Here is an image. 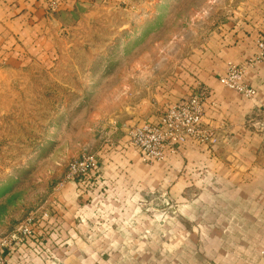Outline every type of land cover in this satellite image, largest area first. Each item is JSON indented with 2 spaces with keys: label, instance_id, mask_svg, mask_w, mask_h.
Wrapping results in <instances>:
<instances>
[{
  "label": "rangeland",
  "instance_id": "rangeland-1",
  "mask_svg": "<svg viewBox=\"0 0 264 264\" xmlns=\"http://www.w3.org/2000/svg\"><path fill=\"white\" fill-rule=\"evenodd\" d=\"M254 2L101 0L74 24L59 26L50 20V50L45 55L38 54L17 70L0 66V239L18 233L23 226L30 232L22 243H13L7 249L4 256L8 264H65L58 253L101 252L96 242L106 233L99 219L105 212L99 209L92 213L85 203L77 202L79 211L84 210L77 218L80 242L65 233L66 214L60 196L69 184L74 185L79 196L93 193L102 175L103 161L114 154L113 147L121 141L130 145L147 166L158 164L187 142L218 145L215 130L204 123L209 98L205 86L196 85L178 101L161 108L156 90L178 69H184L188 59L197 55L213 35L226 30L240 32V21H252L253 10H259L257 20L264 23V5H253ZM263 32L264 29L260 34ZM256 56L247 65L258 63ZM236 66L244 68L243 82L249 87L244 80L245 66ZM226 72L227 69L222 77ZM200 90L207 93L201 124L205 139L188 138L166 150L161 159L147 160L131 142V131L143 126L160 128L172 107ZM146 110L149 116L142 121L132 119L127 126L120 122ZM246 126L260 135L263 154L264 117L250 118ZM83 156H93L96 166L84 173H73V166ZM160 194L153 195L159 204L150 201L148 210L152 214L162 206L171 208L160 212L161 219L171 222L179 213L178 206L170 203L166 194ZM174 231L166 229L170 234ZM179 232L184 243L189 244L190 234ZM197 233L204 236L201 229ZM64 235L66 240L61 241ZM190 246L182 250L195 251L198 264L218 263L200 255L204 252L200 242ZM14 254L18 258H13ZM32 255L39 261L34 262Z\"/></svg>",
  "mask_w": 264,
  "mask_h": 264
},
{
  "label": "crops",
  "instance_id": "crops-1",
  "mask_svg": "<svg viewBox=\"0 0 264 264\" xmlns=\"http://www.w3.org/2000/svg\"><path fill=\"white\" fill-rule=\"evenodd\" d=\"M100 1L0 0V66L17 70L38 54L45 55L50 50V20L59 26L74 24ZM253 1V5H264V0ZM253 11L252 21H240V32L226 30L213 35L197 55L188 59L184 69H178L156 90L161 108L187 95L190 88L205 86L209 98L204 123L215 130L218 145L187 142L152 166L144 165L127 143L121 141L113 147L114 154L104 158L93 193L79 196L69 184L60 196L66 214L65 233L80 242L77 218L84 210L79 211L77 202L85 203L92 213L99 209L105 212L99 219L106 233L96 242L101 252L58 253L65 264H198L195 251L182 250L198 242L204 247L200 255L206 261L264 264L263 140L246 126L248 119L264 117V64L247 65L257 55L255 41L264 29V23L257 20L259 10ZM229 62L245 66L244 80L256 91L253 99L243 98L220 83ZM146 113L120 122L127 126L132 119L142 121L149 116ZM160 193L178 206L179 213L171 222L160 216L171 208L162 206L152 214L148 210L150 201L159 204L153 195ZM167 228L175 231L170 234ZM198 229L204 231L202 238ZM179 230L190 234L189 244L184 243ZM13 258L18 257L14 254ZM32 259L39 261L35 256Z\"/></svg>",
  "mask_w": 264,
  "mask_h": 264
},
{
  "label": "built area",
  "instance_id": "built-area-1",
  "mask_svg": "<svg viewBox=\"0 0 264 264\" xmlns=\"http://www.w3.org/2000/svg\"><path fill=\"white\" fill-rule=\"evenodd\" d=\"M258 63H264V32L256 40ZM244 68L231 63L228 64L227 72L220 82L227 89L233 90L240 96L251 99L256 91L243 82ZM206 91L200 90L194 97L172 107L162 119L160 128H148L146 126L134 128L130 133L131 142L143 154L147 160H159L166 150L176 145L183 144L188 138L205 139L204 131L201 130L203 120V102ZM97 164L93 156H83L73 166V173H84ZM19 233V234H18ZM10 237L0 239V264H8L5 252L13 244L23 242V237L30 235L29 230L23 226Z\"/></svg>",
  "mask_w": 264,
  "mask_h": 264
}]
</instances>
